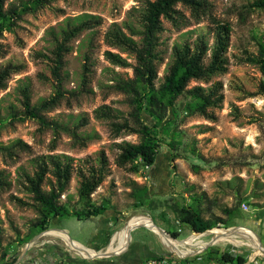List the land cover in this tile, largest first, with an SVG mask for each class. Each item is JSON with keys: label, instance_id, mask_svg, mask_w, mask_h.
I'll use <instances>...</instances> for the list:
<instances>
[{"label": "rangeland", "instance_id": "1", "mask_svg": "<svg viewBox=\"0 0 264 264\" xmlns=\"http://www.w3.org/2000/svg\"><path fill=\"white\" fill-rule=\"evenodd\" d=\"M145 1L52 0L28 9L32 5L30 0H5L2 10L8 18V27L0 32V68L9 62L24 67L19 73L11 74L5 88L0 89V172L4 178V185L0 187V264H6L2 253L10 244L26 245L34 236L49 228H65L69 239L78 238L87 243L90 238L77 232L78 221L73 215L58 217L48 223V229L34 232L33 225L39 215L20 174L22 171L32 174L35 158L40 154L71 157L74 170L59 203H65L69 210L82 211L86 204L78 193V168L86 170L91 165H97L101 152L107 158L108 173L91 194L88 208L100 206L105 210L112 206L127 211V223L133 216L150 215L152 219H146L151 223L157 226L164 223L163 227L169 230L167 233L170 236L182 240H175L179 244L177 247L189 253L188 256L194 255V264H211L227 251L242 254L249 264H264L263 240L252 221L256 212L264 208V74L257 65L246 61L249 55H258L264 43V6L256 5L258 0H209L213 5V14L219 20L228 22L232 28L227 52L228 70L212 76L208 82L191 81L189 86H208L216 80L223 83L224 100L214 109L216 119L209 120L198 114L186 115L182 109L184 98L178 97L174 106L165 112L164 122L171 120L172 124L156 135L158 146L154 163L151 166L142 165L138 172H134L127 170L128 167L115 165L119 152L117 144L123 141L138 143L140 136L126 132L114 136L111 124L124 120L135 124L132 94L123 84L135 77L133 66L136 65V58L133 54L110 48L125 57L130 65L120 67L111 64L103 55L107 48L103 36L114 22L126 33L130 31L124 23L131 24L139 32L138 15ZM177 7L189 18L187 8L181 4ZM82 13L100 16L101 24L83 31L71 41L72 49L65 55L61 71L60 89L64 95L51 108H40V114L47 120L67 126L54 135L51 125L42 126L36 119L24 114L22 88H28L33 106L55 94L56 80L51 74V62L40 54L51 56L53 43L48 31L51 27L58 32L66 17ZM138 32L133 35L136 40L141 38ZM199 34H204L212 44L206 20L195 23L189 18L188 23L180 28L163 20V30L158 33L157 50L160 55L155 87L163 81L171 60L172 46L193 42ZM85 55L89 57L90 71L83 88L81 79ZM103 105L111 109L114 117H95L94 110ZM83 117L86 124L76 129L81 137L74 139L71 130ZM144 118L150 119L148 115ZM83 137L88 138L85 145L80 143ZM15 139L23 140L30 149L26 151L15 147L10 154L2 149ZM52 141L54 146L51 148ZM237 185L240 189L238 198L235 193ZM43 188L48 189V185L44 184ZM10 195L22 198L29 205H19L11 200ZM195 198L200 200V213L204 219L215 222L221 218L225 222L213 224L211 230L204 231L202 235L194 231L197 235L194 241L206 243L214 242V235L221 233L216 242L202 248L200 243L191 247L180 244L195 235L191 234L193 231L188 224L179 221L178 212L190 206ZM242 202L248 204L247 210L242 208ZM227 209L233 213H227ZM155 232L144 226L133 228L129 244L115 252L118 255L110 254L109 257L112 261L120 260L118 264H125L124 256H131L137 248V241L146 244L148 251L156 255H160L164 247L176 253L165 243L164 247L162 243H154L152 236ZM173 232L177 233L176 237L171 234ZM163 235L170 238L167 234ZM46 236L42 235L37 240ZM252 236L256 237L261 251L256 250ZM64 237L56 236L68 250L62 252V257L83 258ZM59 250L62 251L57 247L56 251ZM136 250L142 258L139 262L144 263L148 259L145 250L139 246ZM94 259L83 258L87 260L86 264H98Z\"/></svg>", "mask_w": 264, "mask_h": 264}, {"label": "trees", "instance_id": "2", "mask_svg": "<svg viewBox=\"0 0 264 264\" xmlns=\"http://www.w3.org/2000/svg\"><path fill=\"white\" fill-rule=\"evenodd\" d=\"M32 5L28 9L43 5L52 0H30ZM5 0H0V32L4 27H8L7 16L3 12ZM183 5L189 10V18L195 23L206 20L212 34V44L210 45L204 34H199L193 42H183L174 44L171 50V60L163 75V81L155 87V80L158 77L157 60L159 59L158 33L163 30V20L168 21L172 26L180 28L188 23L189 18L177 7ZM256 5L264 6V0H258ZM213 5L209 0H146L138 15V22L141 25L140 31L129 24L124 23L129 28L126 33L117 24H111L104 33L103 41L106 49L103 52L104 58L113 65L126 67L129 64L127 59L119 52H114L110 48H116L121 52L133 54L136 58V65L133 66L135 77L124 82L123 87L132 94V104L134 110L132 116L135 124L129 121L112 122L114 136L121 132L134 133L140 136L138 143L123 141L117 144L119 152L115 157V165L118 167H128L127 170L138 172L142 165L151 166L156 156L158 139L156 135L160 130L172 124L171 120L164 122L165 112L169 107H173L178 97H183L182 109L186 115H201L209 120H215L214 109L219 107L223 100V83L216 80L208 86L195 84L189 86L191 81L208 82L212 76L227 72L229 60L227 56L231 25L228 22L219 20L213 14ZM101 24V17L82 13L75 16H68L59 27L58 32L51 27L48 31L52 37L51 56L40 54L51 62V74L56 80V91L54 95L44 99L38 106L31 105L28 88H22L23 112L26 116L36 119L42 126L51 125L56 135L59 129H66L54 120H47L40 114V108L48 109L57 103L64 93L60 89L64 65V57L72 49L71 41L78 37L85 30H92ZM141 35L140 40H136L135 33ZM262 43L258 55H249L246 61L258 66L260 72L264 74V54ZM39 55V54H38ZM206 58L208 59L206 61ZM83 63L81 86L84 88L87 83V74L90 71L89 57L85 55ZM22 64L7 63L0 68V89L5 88L6 80L11 74L19 73L23 69ZM263 88V84H261ZM264 92V88H263ZM96 118L114 117L111 109L103 105L94 110ZM144 115L150 117L149 120ZM86 124L83 117L71 130L74 139H80L77 128ZM81 145H85L88 138H81ZM54 141V140H53ZM52 141L51 148L54 146ZM29 150L30 146L21 139H15L9 146L2 147L7 153H11L12 148ZM74 170L72 158L65 154H40L35 158V170L32 174L22 171V184L31 193L32 199L38 212L33 228L35 233L48 229L50 219L73 215L77 219H87L104 211L103 207L94 206L88 208L91 201V194L100 186L108 173V161L103 152L99 155L97 165H91L86 170L78 168L80 176L78 193L85 201L86 208L82 211L69 210L65 203H59L60 196L65 192ZM52 176V178L50 176ZM44 184L48 189H44ZM4 185V178L0 172V187ZM235 193L240 197L239 186H236ZM11 200L21 206L29 205V202L16 195H10ZM241 203L238 199L237 204ZM200 200L197 198L186 208L178 212V219L186 223L195 232H204L212 228L213 224H225L221 218L215 222L204 219L200 213ZM232 214L230 209L225 210ZM229 225H225L227 227ZM177 236V233H171ZM1 245V239H0ZM6 255L3 251L2 259ZM185 259H192L186 257ZM219 262L242 264L246 262L245 256L237 252L227 251L220 256Z\"/></svg>", "mask_w": 264, "mask_h": 264}, {"label": "crops", "instance_id": "3", "mask_svg": "<svg viewBox=\"0 0 264 264\" xmlns=\"http://www.w3.org/2000/svg\"><path fill=\"white\" fill-rule=\"evenodd\" d=\"M157 183V182H156ZM155 183V184H156ZM165 188L167 184H164ZM158 187V186H157ZM161 194V193H159ZM127 211L119 210L116 208H113L112 206L110 208L105 209L101 213L95 216H90L87 219H77V232L79 234H84L89 236V240L87 243H83L78 238L69 239L66 230L67 229H61V228H49L48 231L44 232L43 235H47L44 239L37 240V242H34L28 246L25 247V245H11L6 251V255L4 256V261L6 264H23L22 259L26 260L30 264H86L87 260H83L81 257H62L63 251H68L65 246L61 243L60 240L56 238V236H63L65 235L64 239L66 242L74 249L78 251L83 256H90L96 254V252H109L114 253V255H118L115 252H118L123 249V247L126 244H129V242L132 240L131 231L128 235V232L126 230L127 227V220L126 217ZM150 217V215H148ZM147 216H144L143 214L139 216H133L129 220L130 223H136L138 226H144L145 225L143 220L145 218H149ZM58 217H54L50 219L49 222L52 220H56ZM151 218V217H150ZM152 219V218H151ZM133 220V221H132ZM140 221V222H139ZM252 221L256 224L259 233L261 235V238L263 240V243H261L264 246V208L260 209L258 212H256L255 217L252 219ZM138 222V223H137ZM163 223V222H162ZM162 227L166 232H169L168 229ZM137 227V226H135ZM134 227V228H135ZM152 229V228H150ZM154 232L155 230L152 229ZM193 231V230H192ZM156 233V232H155ZM192 235H202V234H195L193 231L191 233ZM154 238V243H165L161 238L158 236V234H154L152 236ZM162 237V236H161ZM195 237L189 236L185 241L180 243L181 245H185L187 247H191L192 245H197L200 243V248L206 246L208 243L203 242L202 240L195 242ZM260 238V236H259ZM260 238V240H261ZM163 239V238H162ZM166 244V243H165ZM137 248L138 246L143 248L145 250L146 258L153 257V256H160V255H168V256H176L178 254L172 252L171 250H168L164 247L163 252L160 255H156L154 253H151L152 251H148V246L146 244H139L138 241L136 242ZM152 245V244H151ZM154 245V244H153ZM167 245V244H166ZM178 242L176 241V244L174 246H170L172 249H174L179 254H186L187 257H193L188 256L185 251L181 249H177ZM47 247V249L45 248ZM59 247V251H56V248ZM55 248V250H54ZM128 248V245H127ZM46 249V250H45ZM134 250L132 252L131 256L125 255L124 256V262L125 264H141L142 262H139L142 258L140 257L139 250ZM180 250V251H179ZM127 251V250H126ZM57 252V253H55ZM193 252V251H189ZM92 253V254H90ZM109 257V256H107ZM102 257V258H96L94 260L97 261L98 264H118L120 261H112L111 257ZM192 261V259H190ZM219 262V261H216ZM248 262V261H247ZM212 262L211 264H213Z\"/></svg>", "mask_w": 264, "mask_h": 264}, {"label": "water", "instance_id": "4", "mask_svg": "<svg viewBox=\"0 0 264 264\" xmlns=\"http://www.w3.org/2000/svg\"><path fill=\"white\" fill-rule=\"evenodd\" d=\"M153 223V222H152ZM154 224V223H153ZM155 225V224H154ZM135 226H138V225H133V224H131L130 222H128V224H127V227H126V230H127V232H128V235L130 234V231L135 227ZM145 226H147V227H149V228H151L150 226H148V225H145ZM155 227H156V229H157V232L162 236V234H167L168 236H170L164 229H162L161 227H159V226H157V225H155ZM237 227V226H236ZM230 228H232V227H230ZM224 229H228V228H224ZM208 230V229H207ZM211 229H209V231H210ZM199 234H203V232H198ZM44 234V232H40L39 234H37L36 236H34L28 243H26V245H25V247L26 246H28V245H30V244H32L35 240H37L39 237H41L42 235ZM170 238H172V239H174V240H177V241H182V240H179V239H176V238H173L172 236H170ZM71 240V239H70ZM72 241V240H71ZM73 242V241H72ZM214 242H216V241H214ZM214 242H208V244L207 245H210V244H213ZM263 249H264V247H263ZM74 250H76L75 248H74ZM78 252V251H77ZM79 255H81L80 253H78ZM110 254L111 253H109V252H101V253H96V254H94V255H91V256H83V255H81L83 258H92V259H94V258H102V257H107V256H110ZM176 254H178L179 256H181V257H186V254H179V253H177L176 252ZM111 255H114V253H112ZM22 263L23 264H30L29 262H27L26 260H24V259H22Z\"/></svg>", "mask_w": 264, "mask_h": 264}, {"label": "built area", "instance_id": "5", "mask_svg": "<svg viewBox=\"0 0 264 264\" xmlns=\"http://www.w3.org/2000/svg\"><path fill=\"white\" fill-rule=\"evenodd\" d=\"M263 54H264V46H263ZM244 210L248 209V204L246 202H242L241 204ZM187 257V256H186ZM186 257H181L179 255L176 256H156L148 258L142 264H194L193 261L189 259H185ZM250 262H244L242 264H249ZM213 264H233L231 262L223 263V262H214Z\"/></svg>", "mask_w": 264, "mask_h": 264}, {"label": "bare ground", "instance_id": "6", "mask_svg": "<svg viewBox=\"0 0 264 264\" xmlns=\"http://www.w3.org/2000/svg\"><path fill=\"white\" fill-rule=\"evenodd\" d=\"M150 219V218H149ZM133 221V220H132ZM131 222V221H130ZM143 222L145 223V224H147L148 226H150L152 229H154L155 231H157V229H156V227H154V225L148 220V219H144L143 220ZM131 224H133V225H135L136 223H131ZM228 231V230H227ZM235 232V231H234ZM238 232V231H237ZM220 232H217L215 235H214V238H213V241H216L217 239H219V237H220ZM224 234V233H223ZM251 235V234H250ZM194 237H196V236H194ZM162 238H163V240L165 241V243L168 245V246H174L175 244H176V241L174 240V239H170V238H168L167 236H165V235H163L162 236ZM228 240V239H227ZM252 240H253V244H254V246H255V248H256V250L259 252V251H261L262 249H261V247H260V244L258 243V241H257V239H256V237H254V236H252ZM177 249H178V247H177ZM180 251V250H179ZM91 256V255H90Z\"/></svg>", "mask_w": 264, "mask_h": 264}]
</instances>
